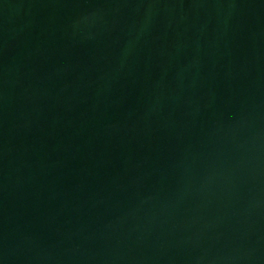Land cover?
Listing matches in <instances>:
<instances>
[{
    "label": "water",
    "instance_id": "1",
    "mask_svg": "<svg viewBox=\"0 0 264 264\" xmlns=\"http://www.w3.org/2000/svg\"><path fill=\"white\" fill-rule=\"evenodd\" d=\"M0 264H264V0H0Z\"/></svg>",
    "mask_w": 264,
    "mask_h": 264
}]
</instances>
